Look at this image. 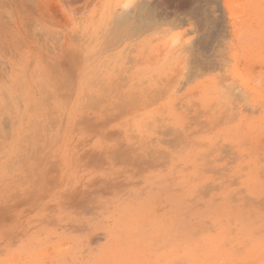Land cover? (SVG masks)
<instances>
[{"label":"rangeland","instance_id":"1","mask_svg":"<svg viewBox=\"0 0 264 264\" xmlns=\"http://www.w3.org/2000/svg\"><path fill=\"white\" fill-rule=\"evenodd\" d=\"M138 1L0 0V87L69 79L41 160L0 182V264H264V0H143L151 24L91 40ZM116 72L141 103L86 105Z\"/></svg>","mask_w":264,"mask_h":264},{"label":"bare ground","instance_id":"2","mask_svg":"<svg viewBox=\"0 0 264 264\" xmlns=\"http://www.w3.org/2000/svg\"><path fill=\"white\" fill-rule=\"evenodd\" d=\"M20 1L24 2L25 0H20ZM27 2H28V0H26V3ZM129 5L131 6V2H128V7H129ZM136 5H137V10H135V11H136V13H138L137 20L133 19L135 13L132 14L133 12L131 13V11H133V10H131V9L128 10V11H125V12H123V10H122V12L119 15H117V13H110L109 14L110 22L111 21L113 22L115 28H111L112 30L111 31L109 30V32H107L105 30H102V28L98 27L99 30H97L94 33H92L91 40L102 43L101 46L105 45L106 48L107 47H111L112 45H114L117 42V40L120 39L119 37L120 36L123 37L122 35L126 34L128 30H131V29L138 30L139 28L140 29L141 28H145L147 24H151L149 22L153 18V16L151 18V15H152L153 11L149 7L148 3L143 1V0H139L138 3L136 2L134 4V7ZM153 15H155V14H153ZM156 15H157V13H156ZM107 20H108V18H107ZM102 23H103V21H102ZM99 24H101V23L99 22ZM153 24H155L154 21H153ZM127 35H129V34H127ZM81 37H84V35L81 36ZM128 38H130V36H128ZM177 41H178V39H177ZM79 47H81V48H78V49L76 48V51L74 49L75 53L73 55H72V53L71 54L69 53L70 55H72V58H69L70 61H68V63H71V64L67 63V65H70V67L72 65L75 66V64L78 63V61L81 62L83 59H89L88 58L89 53L86 51V49H84L83 46H79ZM104 50H105V47H104ZM72 52H73V49H72ZM64 55H66V54H64ZM70 55L68 57H70ZM64 59H65V57H64ZM61 62H59L58 65L55 63L56 66L51 65V66H53L52 69L50 68L51 66L49 67L51 69V72H52L51 74L54 75V77L52 76L53 79H51L52 77L51 78L47 77L48 73L50 72L48 70H50V69H47V68L45 69V66L43 64L44 67H41L42 68L41 70H42V73H43L42 80H40L38 82V84H37L38 92L36 93V95L32 91H30V92L27 91L26 86H25V84H24L22 79L15 80L17 82V84H16L17 93H13V91H12V89L15 87L14 86V80H13V83H12L13 84L12 89H9V87H5V86H3V88L0 87V153H3V157H1L0 159L5 158L4 163L2 165H0V182L3 181L4 178H7L12 172H14V164L15 163L20 162V163L25 164V163H27L29 161H33V160L39 161V160H41V158L43 156V152H44L43 151L44 147L46 146L45 144L47 143V141L49 139H51V136H49V134H51L50 133V131H51V126L50 125L53 126L54 123H55V111L53 112V110H50V109H53V104L55 102V101H52V99L54 98L53 100H55V99H57V97H56V94L54 93V90H52L51 88L55 87V89H62L63 86H65V87L67 86V83L65 81H67V82L69 81V79L65 78V75H64V72H66L64 70H67V69L65 67L63 68V64H60ZM64 63H66V62H64ZM106 63L110 64L111 62L108 61ZM117 73L118 72H116L115 75L112 77V80H109L108 82H103V80L101 79V73H97V74H95L94 76L90 77L87 80L88 83L94 84L93 85L94 89H92L90 87H86L81 92V96L87 98L85 100L86 105L91 103L90 105L101 106L102 103L105 101V99L103 100L102 92L103 93L104 92H108L107 96L105 95V97L108 98L107 101L111 100L110 99L111 96L116 97L118 99H120V98L123 99V102H125L126 105H123L124 104L123 103L122 107H120L121 109L122 108H126L128 105L131 107L134 104L141 103L139 101L140 99H137L134 96V93L132 94V91L129 90L130 89V87H129L130 84H129V82H127L126 79H124L125 82L123 81L124 82L123 84L125 85V87L127 89L126 90L120 89L121 88V86H120V81L121 80H115V76L116 75L118 76ZM65 74H67V73H65ZM116 79H119V78H116ZM106 83H108L109 86L106 85ZM7 84H8V81H7ZM123 84H121V85L123 86ZM10 85L11 84H9L8 86H10ZM27 88H29V87H27ZM239 88H236V89H239ZM89 89L91 91L87 92V90H89ZM144 89H145V87H144ZM232 89H234V88H232ZM155 90H157V89H155ZM163 90H165V89H163ZM95 91H97L98 94H96ZM142 96H144V95H142ZM225 97H227V95H225ZM104 103H106V102H104ZM124 106H126V107H124ZM227 106H229V105H227ZM91 107H93V106H91ZM104 111H106V110H104ZM19 115L20 116L26 115V120H25V123H24L25 125H22L21 121L19 122L18 119H14V117H16V116L19 117ZM148 124L153 126L154 128H156L157 130L158 129H162L164 127L163 124L159 126L158 122L156 120H155V122L154 121H151L150 123L148 122ZM22 127H25L28 132H26L25 135L23 136V138L21 140H19V132H20V129ZM165 128H167V130L168 129L172 130L173 126L170 123V124L166 125ZM169 130H168V132H165L164 134H169L170 133ZM158 132H159V130H158ZM132 136H134V135H132ZM137 137H138V135H137ZM17 141H20L19 145H23L24 144V146H22V149L19 150L17 155H14V146L17 145L16 144V143H18ZM171 141H173V140H171ZM132 144H134V143H132ZM172 145H174V144H172ZM142 146L145 147L146 145H142ZM215 148H216V151H218L222 147L220 148V146H215ZM17 150H18V148H17ZM17 150H16L15 153H17ZM223 150H222V152H223ZM132 151H134V150H132ZM132 151H130V152H132ZM150 152H152V151H150ZM128 154L126 153V157H127ZM135 154H138V153H135ZM146 154L148 155L149 153H146ZM157 154L159 156H161L162 153L161 154L157 153ZM157 154H154V156L157 155ZM166 154L167 153H165V155ZM138 158H139V156L137 157V159ZM140 158L141 159L143 158L144 163L149 161V159L146 158V156L143 157L141 155ZM140 158H139V161H138L136 159V156H135V159L138 162H140ZM154 158L156 159L157 157H154ZM163 158H164V156H163ZM136 160H134V162ZM132 161H133V159H132ZM137 161H136V163H138ZM164 162H168V161H165V159H164ZM133 165H134V163H133ZM140 166H138V167H140Z\"/></svg>","mask_w":264,"mask_h":264},{"label":"snow or ice","instance_id":"3","mask_svg":"<svg viewBox=\"0 0 264 264\" xmlns=\"http://www.w3.org/2000/svg\"><path fill=\"white\" fill-rule=\"evenodd\" d=\"M127 6V5H126Z\"/></svg>","mask_w":264,"mask_h":264}]
</instances>
